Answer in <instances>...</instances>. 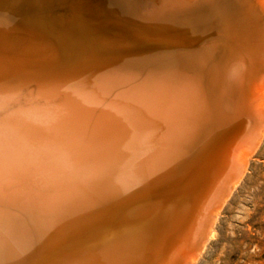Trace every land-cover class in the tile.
<instances>
[{
    "label": "bare ground",
    "instance_id": "6f19581e",
    "mask_svg": "<svg viewBox=\"0 0 264 264\" xmlns=\"http://www.w3.org/2000/svg\"><path fill=\"white\" fill-rule=\"evenodd\" d=\"M59 1L91 17L56 27ZM20 2L0 0V264H191L262 137L264 0Z\"/></svg>",
    "mask_w": 264,
    "mask_h": 264
},
{
    "label": "rangeland",
    "instance_id": "374dc122",
    "mask_svg": "<svg viewBox=\"0 0 264 264\" xmlns=\"http://www.w3.org/2000/svg\"><path fill=\"white\" fill-rule=\"evenodd\" d=\"M20 1L23 6L27 4L26 0ZM9 3L6 2L3 9L15 11ZM82 3L85 2L82 0ZM72 4L73 2L60 4L59 1L57 6L63 17L52 15L55 18L54 26L63 25L68 17L72 20V26L73 20L77 18H81L83 22V18L91 17L90 12H86L90 9L87 3V6H82V12L72 9ZM57 6H50L55 11L51 13L58 14ZM77 6L78 4L74 8ZM25 12L29 16L34 13L29 10ZM18 15L24 16L20 11ZM83 33L80 34L81 37H85ZM212 228L214 235L206 240L204 248L197 257H193L191 264H264V128L260 142L249 156L243 174L219 207Z\"/></svg>",
    "mask_w": 264,
    "mask_h": 264
},
{
    "label": "clouds",
    "instance_id": "9594fccd",
    "mask_svg": "<svg viewBox=\"0 0 264 264\" xmlns=\"http://www.w3.org/2000/svg\"><path fill=\"white\" fill-rule=\"evenodd\" d=\"M14 101H16L17 103H21L22 102V104L24 106H26V107L23 108V112H24L25 115L34 112L37 109L38 106L40 108H42L43 106H45L46 104L49 103V101H47L43 97H37L34 94L25 93V92L17 93L16 96H15V100ZM41 126H43L45 128L47 127L46 124H41Z\"/></svg>",
    "mask_w": 264,
    "mask_h": 264
},
{
    "label": "water",
    "instance_id": "95a60500",
    "mask_svg": "<svg viewBox=\"0 0 264 264\" xmlns=\"http://www.w3.org/2000/svg\"><path fill=\"white\" fill-rule=\"evenodd\" d=\"M4 100H1V103L3 102V103H6V102H8L9 100H13V99H9V98H3ZM254 135H255V137L257 136V133H253Z\"/></svg>",
    "mask_w": 264,
    "mask_h": 264
}]
</instances>
